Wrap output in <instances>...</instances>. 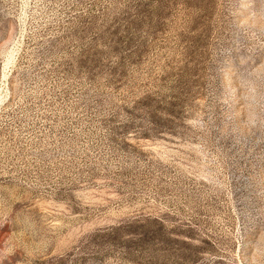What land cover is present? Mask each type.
<instances>
[{"label": "rangeland", "instance_id": "1", "mask_svg": "<svg viewBox=\"0 0 264 264\" xmlns=\"http://www.w3.org/2000/svg\"><path fill=\"white\" fill-rule=\"evenodd\" d=\"M0 264H264V0H0Z\"/></svg>", "mask_w": 264, "mask_h": 264}, {"label": "bare ground", "instance_id": "2", "mask_svg": "<svg viewBox=\"0 0 264 264\" xmlns=\"http://www.w3.org/2000/svg\"><path fill=\"white\" fill-rule=\"evenodd\" d=\"M9 62V61H8ZM9 64V63H8ZM7 69V68H6ZM5 73V72H4ZM5 76V75H4ZM5 77H7V76H5ZM7 80V79H6Z\"/></svg>", "mask_w": 264, "mask_h": 264}]
</instances>
